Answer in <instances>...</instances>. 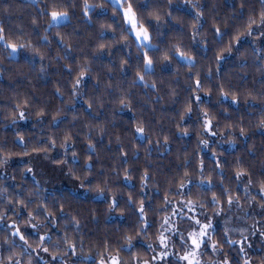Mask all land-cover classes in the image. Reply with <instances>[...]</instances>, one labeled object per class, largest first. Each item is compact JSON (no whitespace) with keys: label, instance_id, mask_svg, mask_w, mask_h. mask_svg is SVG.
I'll list each match as a JSON object with an SVG mask.
<instances>
[{"label":"clouds","instance_id":"1","mask_svg":"<svg viewBox=\"0 0 264 264\" xmlns=\"http://www.w3.org/2000/svg\"><path fill=\"white\" fill-rule=\"evenodd\" d=\"M0 264H264V0H0Z\"/></svg>","mask_w":264,"mask_h":264}]
</instances>
